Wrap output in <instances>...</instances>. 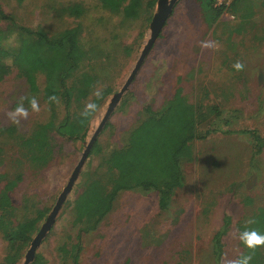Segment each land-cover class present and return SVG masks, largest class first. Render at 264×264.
I'll list each match as a JSON object with an SVG mask.
<instances>
[{"label": "rangeland", "instance_id": "rangeland-1", "mask_svg": "<svg viewBox=\"0 0 264 264\" xmlns=\"http://www.w3.org/2000/svg\"><path fill=\"white\" fill-rule=\"evenodd\" d=\"M148 1L142 0L136 19L126 20L122 14L103 10L98 0H0L2 12L19 26L41 28L54 35L79 25L82 45L98 59L83 61L77 73L97 76L94 94L107 90L89 122L84 142L55 136V157L39 172L29 171L15 140L0 133V175L24 173L11 194L18 218L31 216L35 209L47 210L32 238L66 185L111 95L125 82L148 38L156 0L151 7ZM220 1L224 7L231 2ZM72 3L84 5L83 16L74 18L64 13ZM5 28L6 23L0 21V29ZM236 62L243 65L239 71L233 67ZM1 69L6 74L0 80V128L15 127L19 135H27L35 124L49 117L41 100L44 77L38 74L37 84L31 81V86L38 88L35 99L39 110L33 111L25 80L8 59ZM177 88L189 103H200L204 110L218 106L228 121L224 127L228 132L186 143L184 186L174 192L166 210L158 209L153 191L127 190L118 195L95 231L78 235V228L72 225L73 203L100 156L124 146L128 131L141 119L142 108L148 105L157 110ZM17 104L28 110L26 117L17 118L18 123L8 116ZM63 115L61 108L58 117ZM199 128L205 129V124ZM253 130L263 139V150L255 158ZM96 141L100 156L88 154L53 225L36 248L34 260L74 264L70 251L77 245L76 264H177L183 251L188 252V264L237 261V226L249 223L256 209L264 207V0H235L212 25L203 21L196 0H177ZM246 196L252 197V205L242 203ZM224 216L231 218V224L222 238L223 254L215 262L212 239L223 229ZM30 242L22 248L16 264H22ZM7 249L0 235V264Z\"/></svg>", "mask_w": 264, "mask_h": 264}, {"label": "trees", "instance_id": "trees-1", "mask_svg": "<svg viewBox=\"0 0 264 264\" xmlns=\"http://www.w3.org/2000/svg\"><path fill=\"white\" fill-rule=\"evenodd\" d=\"M98 1L103 10L122 14L126 20L136 19L142 8V0ZM196 1L207 25H212L225 8L233 7L235 3V0H231L224 7L216 5V0ZM153 2L148 1V6L151 7ZM63 10L69 17L80 18L84 13V5L72 3ZM0 21L6 23V28L0 29V80L6 74L1 66L8 59L18 75L25 80L28 100L31 102L38 94L37 86L33 88L31 81L36 83L38 74L44 77L41 100L47 106L48 119L35 124L27 135H19L15 127L0 128L1 134L15 140L28 170L39 172L55 157V136L83 142L89 122L107 96V90H102L99 95L94 94L97 76L90 72L77 73L83 61L98 59L97 56L89 55L82 45L79 25L48 35L41 28L30 29L17 25L1 8ZM90 103L96 107L87 110L88 114L85 115L86 105ZM61 108L64 115L59 118ZM140 114L141 119L128 131L124 146L100 156V145L94 142L89 155L100 156V162L89 173L88 180L73 203L72 225L78 228V235L95 231L112 210L118 195L127 190L153 191L157 194L158 209L166 210L174 192L184 186L182 162L187 157L186 143L193 139L205 140L216 132H228L224 129L228 121L218 106L211 105L204 110L200 103L191 104L180 88L157 110L147 105ZM201 123L205 124V129L199 128ZM250 134L253 141L252 155L255 158L263 150V139L257 131L253 130ZM23 175L18 172L14 177L0 175V235L8 245L2 264H16L19 261L22 248L28 246L38 223L47 212L46 209H35L31 216L18 218L11 194L23 180ZM242 203L250 206L253 199L246 196ZM230 224L231 218L224 216L223 229L213 236L215 262L223 254L222 238ZM245 230L264 234V207L256 209L249 223L237 226L240 248L237 261L251 257L248 264H264V245L249 249L239 239L240 233ZM78 250L75 245L70 251L74 264ZM181 254L177 264H188V252L183 251ZM30 264L42 262L36 258Z\"/></svg>", "mask_w": 264, "mask_h": 264}, {"label": "water", "instance_id": "water-1", "mask_svg": "<svg viewBox=\"0 0 264 264\" xmlns=\"http://www.w3.org/2000/svg\"><path fill=\"white\" fill-rule=\"evenodd\" d=\"M177 0H156L155 4V11L152 15L151 21L149 23V33H148V38L146 39V42L144 43L140 54L130 71L129 75L127 76L125 82L119 89V91L115 92L114 94L111 95L107 107L105 109V113L102 116L98 126L96 127L95 131L92 133V135L89 137L88 141L85 143L84 149L81 153V156L75 165L73 171L71 172L66 185L58 195L54 206L52 207L51 211L47 214L45 221L43 224L40 226L38 232L36 235L32 238L30 245L24 254L22 264H30L34 260L35 256V250L40 244V241L45 237L46 233L50 230L51 226L54 223V219L64 202L66 196L70 192L75 180L78 177V174L83 166V163L85 159L87 158L91 147L95 141V138L97 134L99 133L100 129L110 116L111 112L119 102L121 96L126 92L128 89V86L132 82L134 76L136 75L139 67L141 66L144 58L146 57L148 51L150 50L151 46L153 45L155 39L158 37V34L160 33L162 27L164 26L167 18L170 16L173 6L176 3ZM84 142V140H83ZM82 142V143H83Z\"/></svg>", "mask_w": 264, "mask_h": 264}, {"label": "clouds", "instance_id": "clouds-1", "mask_svg": "<svg viewBox=\"0 0 264 264\" xmlns=\"http://www.w3.org/2000/svg\"><path fill=\"white\" fill-rule=\"evenodd\" d=\"M233 67L239 71L243 68V65L240 62H236ZM97 95H99V93H97ZM95 107L96 105L94 103L86 105V111L84 114L87 115V110L94 109ZM31 108L33 111L39 110V106L35 98L31 100ZM27 115L28 110L22 104H17V106L11 112L8 113L9 119L17 123L19 122L17 119L18 117H26ZM239 239L249 249H252L256 246L264 245V234H261L255 230H245L241 232ZM250 259L251 257H244L243 260L234 261L233 264H248V261Z\"/></svg>", "mask_w": 264, "mask_h": 264}, {"label": "built area", "instance_id": "built-area-1", "mask_svg": "<svg viewBox=\"0 0 264 264\" xmlns=\"http://www.w3.org/2000/svg\"><path fill=\"white\" fill-rule=\"evenodd\" d=\"M224 1H230V0H224ZM216 3H219L218 5H220L221 1L220 0H216ZM225 3V2H224ZM217 5V4H216Z\"/></svg>", "mask_w": 264, "mask_h": 264}]
</instances>
